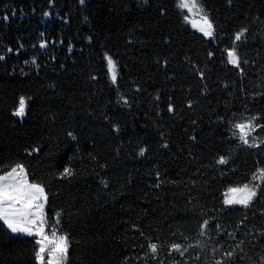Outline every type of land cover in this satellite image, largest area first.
Masks as SVG:
<instances>
[{"label": "trees", "instance_id": "obj_1", "mask_svg": "<svg viewBox=\"0 0 264 264\" xmlns=\"http://www.w3.org/2000/svg\"><path fill=\"white\" fill-rule=\"evenodd\" d=\"M176 3L0 0V167L21 162L45 186L50 222L60 212L70 234V264H145L137 258L149 242L174 264L170 243L200 240L208 248L189 249L190 264H214L212 247L225 264H264V197L247 209L223 205L229 187L264 167V148L243 146L226 123L264 114V0H200L215 39L193 31ZM234 44L243 74L227 63ZM105 53L116 61V84ZM220 155L229 165L216 163ZM65 167L74 175L59 179ZM203 219L210 225L200 237ZM33 249L32 238L0 222V264H34Z\"/></svg>", "mask_w": 264, "mask_h": 264}, {"label": "snow or ice", "instance_id": "obj_2", "mask_svg": "<svg viewBox=\"0 0 264 264\" xmlns=\"http://www.w3.org/2000/svg\"><path fill=\"white\" fill-rule=\"evenodd\" d=\"M79 2L81 5L85 4V0H79ZM228 3L231 4V0H228ZM176 7L180 10L184 21L199 31L203 37L215 39V25L200 3V0H177ZM185 12L187 15H184ZM44 15L47 16L49 13L46 12ZM2 19L7 21L9 20V16L4 15ZM247 31V28H243L236 32L234 41H241ZM41 35H43V33ZM89 40H91V37H89ZM21 47H23V45H21ZM40 47L45 48L46 44L41 42ZM7 51L11 53L13 49L9 47ZM225 51L227 63L239 69L241 74H243L241 58L238 55L235 44ZM212 55V52L208 53L209 57ZM5 58L4 55H0V61L5 60ZM103 58L106 61L107 72L110 75L111 81L113 84H116L118 80L116 61L107 53L104 54ZM32 63L36 64V60L33 59ZM243 63H247V61L245 60ZM200 76L201 79H203V73H200ZM93 79H95V77H93ZM137 91H139V89H137ZM120 99H122L125 104L128 103L123 96H121ZM188 107H192L191 103H189ZM25 108L26 100L21 96L19 98L18 107L12 112V115L23 117L25 115ZM168 111H174L171 104L168 106ZM226 123L231 125L232 138H237L238 136L243 146L249 149L264 148V137L259 136V133L257 136L252 135V133L257 132V130L264 131V114L252 115L243 121L229 120L226 121ZM116 131H119V129L117 128ZM67 135L71 137L72 140L77 139L72 132H68ZM250 137L251 140L249 139ZM191 139L195 140L196 137L192 136ZM163 146L165 148L168 147L167 144ZM37 151H39V149H32V151H29L27 154L31 156L33 152ZM144 153L145 149H141L140 155H144ZM216 163L218 165L227 166L230 163V157L220 155ZM6 169L7 170H4L3 167H0V221L3 222V225L6 226V229L11 234H22L34 240V264H70V248L72 245L70 234L62 232L60 229L62 223L60 212H56L54 214V222H50L45 212V207L48 202V194L45 190V186L40 182L30 181L26 166L21 162L7 165ZM73 175V170L65 167L60 173L59 179H64L66 177L71 178ZM157 179L159 180V175H157ZM101 183L105 189L109 187L106 180H102ZM154 186L159 188L160 183H156ZM260 197H264V167L257 168L252 174L249 182L229 187L224 193L223 205L225 207L240 206L241 208L247 209ZM209 225V219H203L198 233L200 237L207 235ZM215 228L219 230L221 225L216 223ZM135 231L140 232V235L144 236L140 228L136 227ZM228 235L234 238V233H228ZM261 235H264V232H262ZM193 247L203 250L208 248V244L203 240L198 241L195 246L192 244L185 246L181 243L172 242L168 245V256L172 257L173 254H176V256L179 257V259L174 260V264H181V262L182 264H190V260L186 258V254H188L189 249ZM160 249L161 244L149 242L144 256L137 259H143L145 264H147L149 260L155 261V264H163L159 258ZM211 251L214 264H225L224 258H215V254L220 251V249L212 247ZM233 255L234 253L231 251L224 253V256L229 260ZM128 259L129 258L126 257L122 264H128ZM195 259L197 261L200 259V253L195 255ZM262 261H264V257H262Z\"/></svg>", "mask_w": 264, "mask_h": 264}, {"label": "rangeland", "instance_id": "obj_3", "mask_svg": "<svg viewBox=\"0 0 264 264\" xmlns=\"http://www.w3.org/2000/svg\"><path fill=\"white\" fill-rule=\"evenodd\" d=\"M86 1V0H85ZM180 11V10H179ZM184 15H187V13L185 12L184 13ZM188 24V23H187ZM189 26H190V28L193 30V31H195V32H197L198 34H200L201 36H203L199 31H197L196 29H194L190 24H188ZM205 38V37H204ZM206 39H208V38H206ZM109 79L111 80V78H110V75H109ZM112 82V81H111ZM18 107V106H17ZM25 110H26V108H25ZM16 117V116H15ZM25 117V115L23 116V117H16L17 119H19V120H21V119H23ZM254 133L255 132H253L252 133V135L253 136H255L254 135ZM237 139H238V136H237ZM250 140H251V137L249 138ZM239 140V139H238ZM240 141V140H239ZM241 142V141H240ZM45 211H46V207H45ZM1 223H3L2 221H0ZM6 227V226H5Z\"/></svg>", "mask_w": 264, "mask_h": 264}]
</instances>
